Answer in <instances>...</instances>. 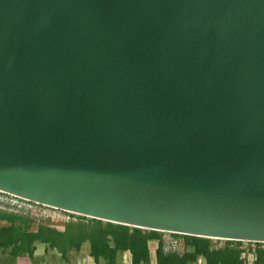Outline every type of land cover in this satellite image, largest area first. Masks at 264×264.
Returning a JSON list of instances; mask_svg holds the SVG:
<instances>
[{
    "label": "water",
    "instance_id": "water-1",
    "mask_svg": "<svg viewBox=\"0 0 264 264\" xmlns=\"http://www.w3.org/2000/svg\"><path fill=\"white\" fill-rule=\"evenodd\" d=\"M0 191L264 244V0H0Z\"/></svg>",
    "mask_w": 264,
    "mask_h": 264
},
{
    "label": "trees",
    "instance_id": "trees-1",
    "mask_svg": "<svg viewBox=\"0 0 264 264\" xmlns=\"http://www.w3.org/2000/svg\"><path fill=\"white\" fill-rule=\"evenodd\" d=\"M0 220L10 224L0 232H9L11 242L19 251L33 254L35 243L48 244L62 255L70 250H79L82 245L89 243L91 256L96 260L105 259L108 264H115L119 252L129 251L133 264L149 263V248L151 241H157L159 247L156 257L157 264H192L199 258L206 264H242L241 252L237 249L241 242L224 241L223 250L216 249L215 244L220 240L193 237V251L180 255L168 252L162 245L161 232L148 231L138 228L112 224L104 221L85 218L77 224H68L64 232H59L49 226H39L35 232H30L31 220L17 214L0 212ZM264 257V254H262ZM264 260L257 259L254 264Z\"/></svg>",
    "mask_w": 264,
    "mask_h": 264
},
{
    "label": "rangeland",
    "instance_id": "rangeland-1",
    "mask_svg": "<svg viewBox=\"0 0 264 264\" xmlns=\"http://www.w3.org/2000/svg\"><path fill=\"white\" fill-rule=\"evenodd\" d=\"M0 212L27 217L31 220L30 232L37 231L39 226L42 225L64 232L68 224L84 222L86 218L2 191H0ZM9 227V223L0 220V230ZM161 241L164 248H169L168 252H176L183 255L193 251L192 236L162 233ZM153 242L155 246L159 247L157 241ZM43 245L49 247L48 244L35 243V250L41 246L43 247ZM225 247L224 241L215 244L216 249L223 250ZM237 249L241 252L240 260L242 264H254L257 259L260 261L264 260V257H262V254H264L263 243L241 242ZM70 252H75V250H70ZM33 254L19 251L17 246L11 242V234L9 232H0V264H28L33 259ZM259 264H262V262H259Z\"/></svg>",
    "mask_w": 264,
    "mask_h": 264
},
{
    "label": "crops",
    "instance_id": "crops-1",
    "mask_svg": "<svg viewBox=\"0 0 264 264\" xmlns=\"http://www.w3.org/2000/svg\"><path fill=\"white\" fill-rule=\"evenodd\" d=\"M149 248V263L157 264V249L158 246L154 245L151 241L148 245ZM206 264L203 259H198L192 264ZM28 264H108V262L100 258L96 260L91 256V249L89 243H85L79 250L75 252H68L65 256L58 252L56 249L47 246L39 247L34 251L33 259ZM115 264H133V257L129 251L119 252ZM146 264V263H142Z\"/></svg>",
    "mask_w": 264,
    "mask_h": 264
},
{
    "label": "built area",
    "instance_id": "built-area-1",
    "mask_svg": "<svg viewBox=\"0 0 264 264\" xmlns=\"http://www.w3.org/2000/svg\"><path fill=\"white\" fill-rule=\"evenodd\" d=\"M168 249H169V248H168ZM168 249H167V248H165V250H166V251H168Z\"/></svg>",
    "mask_w": 264,
    "mask_h": 264
}]
</instances>
